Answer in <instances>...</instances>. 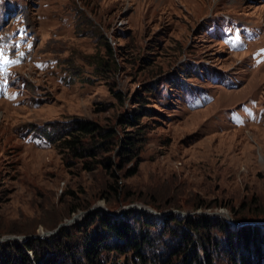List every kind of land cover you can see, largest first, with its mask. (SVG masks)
Listing matches in <instances>:
<instances>
[{"label":"rangeland","instance_id":"374dc122","mask_svg":"<svg viewBox=\"0 0 264 264\" xmlns=\"http://www.w3.org/2000/svg\"><path fill=\"white\" fill-rule=\"evenodd\" d=\"M0 50V253L64 231L82 256L105 219L166 259L203 216L210 264L242 228L264 248V0H0ZM111 244L101 264H135Z\"/></svg>","mask_w":264,"mask_h":264},{"label":"trees","instance_id":"16d2710c","mask_svg":"<svg viewBox=\"0 0 264 264\" xmlns=\"http://www.w3.org/2000/svg\"><path fill=\"white\" fill-rule=\"evenodd\" d=\"M138 119L139 116L137 114H133L130 118V121H127L131 127L135 128L139 125ZM79 125V129L75 130L77 135L81 133L80 135H83L88 139V136L91 137L94 134V130L90 126L86 125L85 123H80ZM70 135L75 138L73 132L70 133ZM77 137L78 136H76L75 140ZM53 139L54 138H51V140ZM136 139L137 137L133 136L126 137V145L133 146ZM75 140L72 141V144L83 146L82 140ZM83 141L85 142L86 140ZM101 145H103V143L98 144L97 147H100ZM95 148L88 150L86 153H90L92 157L96 156ZM76 211L77 208L73 209L72 213H75ZM172 217L173 216H169L171 219ZM187 223L189 228L182 232L183 235L181 236L178 243L179 246L177 247L178 249L176 255L171 250L166 259H162L161 256H159V253H157L158 249L154 251L155 253H152V256H148L146 253L144 254L149 242L145 236L142 235L141 241L134 243V241L137 240V232L136 229L134 231V228H132L130 224H111L110 222H106L105 219H103L100 227L101 233L98 236V239H93L91 242L84 245L85 251L83 252L82 256L76 250L79 246H76V243L74 242V236L70 235L69 237L67 236V238H65V233L63 231L61 233L64 237H62L63 239L54 243L53 245L50 243H45V248L43 249L35 250L29 241L25 244L24 248L16 245L15 250H4L3 254L0 253V264H101L100 252L103 250L108 251L110 248H112L111 243L117 241L123 242L124 246L126 247L125 249L131 248L134 250L135 264H155L159 262V260V263L161 264H203V261L199 256V253L201 252L205 253L207 256V261L210 264L212 252L211 254L209 252L212 251L213 245L215 244L213 243L214 238L210 236V233L215 229L216 226L213 225L214 223H212V220L209 217L204 216L189 218ZM249 228L251 227L239 229V233L234 237L237 239L236 242H232L233 239L231 236L234 235L231 233L229 234V239L231 238L229 240L230 242L228 241V248L230 252H228V254H230L229 259L233 263L235 262V264H237L238 261L240 264H252L254 262L252 258L256 259L258 257L264 264V248L261 249L260 247L262 243L256 239L257 233L255 232V229ZM175 233L177 232L174 230L170 232L172 235ZM263 239L264 234L261 241ZM27 251H31L33 253V259L31 256H29ZM171 252L173 253L171 254ZM248 256L249 258H247ZM174 257L175 260L173 261L172 259H174ZM178 257L180 258L179 262L177 261Z\"/></svg>","mask_w":264,"mask_h":264},{"label":"snow or ice","instance_id":"6c2138e0","mask_svg":"<svg viewBox=\"0 0 264 264\" xmlns=\"http://www.w3.org/2000/svg\"><path fill=\"white\" fill-rule=\"evenodd\" d=\"M29 47H31V45H29ZM20 55L22 56L23 53H20ZM2 56H3V51L0 50V57H2ZM4 63H19V61H8V60L5 59Z\"/></svg>","mask_w":264,"mask_h":264}]
</instances>
